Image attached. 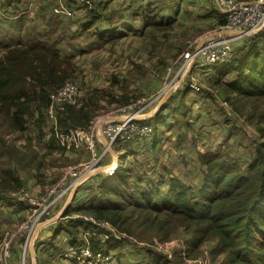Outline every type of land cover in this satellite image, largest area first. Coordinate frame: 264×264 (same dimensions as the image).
I'll list each match as a JSON object with an SVG mask.
<instances>
[{
	"label": "rangeland",
	"instance_id": "rangeland-1",
	"mask_svg": "<svg viewBox=\"0 0 264 264\" xmlns=\"http://www.w3.org/2000/svg\"><path fill=\"white\" fill-rule=\"evenodd\" d=\"M39 1L50 3L47 7L50 10L47 13L50 14L56 13L52 10L55 4L70 2L37 0L36 4ZM121 2L122 0H116L117 10L113 7L110 14L105 16L110 26L126 20L122 19V15L119 17V14L126 15L123 8L125 4ZM150 5L158 7L157 14L151 17V9L145 6V17L148 20L140 28L121 26L120 31L124 35L117 39L111 38L116 35L115 31L111 37L106 36L107 40L92 37V54L88 55V52L87 57L82 56L86 59L81 62L85 63L81 65L82 70L77 61V73L74 72L67 79L74 81L79 87V103L87 100L88 105L87 116L80 112V106L68 105L71 113L79 117V122L85 127L71 129L88 130L97 126L101 120L114 121L117 117H123L126 114L125 107L142 97L140 100L146 106L144 113L138 115L149 118L136 122L152 127V134L141 141L143 144L133 146L130 143L120 144L118 141L109 146L100 164L95 166L99 170L94 171L75 189L71 184L87 171L84 164L88 162L89 153L84 147L77 149L74 145L67 149L61 148L55 140L46 114L53 92L48 96L47 106L35 110L26 119L24 130L15 132L9 122L1 121V132L15 152L10 159L5 156L0 158V190L11 189L10 198L17 200L19 194H15L20 189L28 198L19 201L26 206L23 211L20 205L11 208L7 202L0 200V253L4 245L9 246L7 255L4 256V250L0 256V264H93L94 262H88L87 256L81 254L83 247L78 244L83 237L88 242L96 234L84 232V226H81L79 230L83 232V237L79 243H73L65 232L61 236H58L60 232L56 233L59 228L68 225L71 219L81 223L88 222L86 219L91 216L85 212H73L70 208L72 210L67 213L70 215H66V210L72 204L74 207L87 205L90 196L96 192L97 185L104 178V167L113 158L126 156L124 163L137 174L133 176L141 177L146 182L155 181L159 176L164 180L175 176L195 190L201 181L199 171L196 170L197 167H202L198 160L199 154L227 153L243 168L253 158L256 145L264 143V119L258 117L249 104L243 106L246 101H236L235 95L225 101V85L236 77V73L228 72L221 76L219 65H198L191 70H186L184 66L182 54L192 52L205 36L214 34L225 20L217 1L150 0ZM29 7L30 5L27 8L23 6L19 12L29 15ZM16 15L17 12L14 15L0 12V27L3 30L13 29V20L19 17ZM55 18V21H59L58 15ZM131 21L134 24V15ZM25 27L32 32L34 26L25 24ZM241 38L232 43V52L238 49ZM247 39L243 47L250 45V38L248 41ZM254 41L257 49L264 53V38L255 37ZM163 105L166 108L162 113L160 111ZM65 106L55 108L57 121ZM217 126L227 127L228 140L214 132ZM96 143L99 153L108 145L100 137L96 139ZM238 146L241 147L240 152L235 150ZM81 148L88 154L84 161L81 157L77 158ZM81 164V168L75 169ZM202 170L203 167L201 173ZM61 191H64L62 195L53 201L54 193ZM117 196L114 194L112 199H117ZM47 225L49 226L46 227ZM44 227L45 234L41 233ZM98 227L104 229L100 235L104 239L106 232L112 230L104 223H100ZM30 231L34 232L28 245L25 242ZM159 234H152L155 237L151 243L129 236L123 243L131 253L134 247L146 246L155 252L166 254L169 259L182 257L187 264L205 258L209 259L210 264H228L226 254L221 252L215 239L205 240L195 251L189 253L185 243L192 241V235L184 229L176 228L165 238ZM141 235L144 237V234ZM70 245L77 250H71ZM138 252L145 254L144 250ZM112 253L109 252L108 256L112 259L109 258L107 264H114ZM146 260L147 258L144 261L141 259L142 264H146ZM99 262L97 264H101ZM127 264H133V259H129Z\"/></svg>",
	"mask_w": 264,
	"mask_h": 264
},
{
	"label": "trees",
	"instance_id": "trees-1",
	"mask_svg": "<svg viewBox=\"0 0 264 264\" xmlns=\"http://www.w3.org/2000/svg\"><path fill=\"white\" fill-rule=\"evenodd\" d=\"M224 23L225 20L221 25ZM255 37L264 38V29L242 37L238 49L218 69H221V76L228 72L237 74L225 85V101L235 95L236 101H246L243 106L249 104L253 112L264 119V53L257 49ZM249 38L250 45L243 47L245 39L248 41ZM73 73L71 59L60 58L54 48L37 43L5 47V53L0 55V123L2 120L9 122L15 132L24 130L26 119L35 110L46 107L49 94ZM69 106L66 105L59 114V130L85 128ZM78 106L83 116H87V100ZM165 108L163 105L160 112ZM141 141L128 144L140 145L144 143ZM14 152L0 129V158L10 159ZM126 158L119 157L120 166L113 176L103 175L87 205L74 207L72 204L66 210V215L73 209V212L82 211L107 223L112 230L106 232L105 239L100 236L104 229L99 225L81 223L70 216H67L71 219L68 225L59 228L56 234L63 231L73 243H79L83 237L79 227L84 226V232L96 236L88 242L83 237L78 245L88 244L93 254L109 255L112 251L114 264H127L129 259H133V264H142L146 258V264H187L182 257L169 259L166 254L146 246L134 247L131 253L123 243L128 236L151 243L159 233L165 238L170 231L182 228L192 235V241L185 243L189 253L212 238L226 254L228 264H264V143L256 145L254 156L244 164V169L227 153L199 154L203 176L195 190L175 176L165 180L159 176L157 180L147 182L135 177L133 175L137 174L124 163ZM130 189L133 190L127 192ZM114 194L118 195L117 199H112ZM11 195V189L0 190L2 202H7L11 208L20 205L22 211L26 209L24 203L10 198ZM72 245L71 250H75ZM140 250L145 254L138 252Z\"/></svg>",
	"mask_w": 264,
	"mask_h": 264
},
{
	"label": "built area",
	"instance_id": "built-area-1",
	"mask_svg": "<svg viewBox=\"0 0 264 264\" xmlns=\"http://www.w3.org/2000/svg\"><path fill=\"white\" fill-rule=\"evenodd\" d=\"M216 1L219 9L225 16V23L217 27V31L214 34L205 36L192 52L182 54L186 70L196 68L198 65L215 66L224 64L232 53L233 42L240 37L256 34L264 27V0ZM140 98L131 101L124 109L126 114L123 117L115 118L114 121L101 120L97 126H93L88 130L67 129L61 131L58 127L55 108L61 105H80V89L74 81L66 80L60 87L53 91L46 114L48 121L50 120L51 122V132L55 140H57L61 148L67 149L74 145L77 149L84 147L89 153L88 162L84 164L87 171L71 184L73 188L77 189L94 171L99 170V167L95 169V166L100 164L109 146L116 144L118 141H120V144L140 141L152 134L151 126L136 122V118L140 117L138 114H143L146 106ZM99 137L108 143L101 153L98 152L96 143V139ZM82 166L83 164L77 166L75 169L81 168ZM118 168L119 159L116 157L112 159L108 166L104 167V176H113ZM55 190L52 192H55ZM63 192L61 191L58 194L54 193L53 201L62 195ZM17 194H19L17 197L18 201H23L28 198L27 194L21 190L15 196ZM86 221L97 225L103 223L93 217L87 218ZM104 224L108 225L107 223ZM33 232L31 233L30 231L28 239L25 242L28 245L29 240L33 237ZM7 249L9 250V246L4 245L0 256L4 250V256H6ZM81 254L87 256L89 259L88 262H94L93 264H97L99 261H101V264H107L110 258L108 255L102 256L99 253H91L89 245L83 247ZM193 264H210V261L208 258H205L197 262L196 259Z\"/></svg>",
	"mask_w": 264,
	"mask_h": 264
},
{
	"label": "crops",
	"instance_id": "crops-1",
	"mask_svg": "<svg viewBox=\"0 0 264 264\" xmlns=\"http://www.w3.org/2000/svg\"><path fill=\"white\" fill-rule=\"evenodd\" d=\"M69 1V3L61 1L59 5L55 4L54 9L52 7V10L56 13L50 14L47 13L50 11L47 9L50 3L46 4V1H43L42 3L39 1L38 4H36L37 0H0V12L9 14L10 12L15 11L17 12L16 16H19L18 19L13 20V29L3 30L0 27V30H2L0 32V55L5 53V47L11 48L20 45L29 46L32 43H37L44 47L54 48L60 58H70L74 64V72L77 73L75 71V65H79V68L82 70L81 65L85 64L81 63L86 60L82 58V56L87 57L88 52V55L92 54V50H90L93 43L92 37H103L104 40H107L108 38H106V36L111 37V35H113L112 32L115 31V33L117 32L116 35L111 38H120L124 35L120 31L121 26L140 28L145 24L148 19L145 17L147 11L145 6L151 9L149 11L151 17L157 14L158 10L156 5L149 6L150 0H122L121 4H125L123 8L126 10V15L119 14V17L122 15V19L126 18V20H122L121 22L110 26V23L105 19V16L110 14L113 7L117 10L116 0ZM27 5H30L29 9L31 14L23 15L19 10L23 6L24 8H27ZM56 15L59 16V21H55L57 19L55 18ZM133 15L134 24L133 21H131ZM128 16H130V18H128ZM130 21V25L127 26ZM25 24L34 26L32 32L28 31L29 28H26ZM77 61L79 62L78 65L76 64ZM89 85H91V82ZM214 132H218L219 136H223V139L227 138L228 140V137H226V126L221 128L217 126V128H214ZM166 134L167 132H165V135ZM186 146L188 148L189 144L187 143ZM235 150L240 152L239 150H241V147L238 146ZM79 157L82 158V161L88 157L84 148H81L79 153H77V158L79 159ZM201 169L202 167L196 168V170L199 171L200 177H202ZM199 186L200 183L198 184V187ZM48 226L49 225L46 227ZM46 227H44V230L41 233H46ZM51 230L53 229L51 228ZM62 234H64L63 231H61L58 236H61Z\"/></svg>",
	"mask_w": 264,
	"mask_h": 264
},
{
	"label": "water",
	"instance_id": "water-1",
	"mask_svg": "<svg viewBox=\"0 0 264 264\" xmlns=\"http://www.w3.org/2000/svg\"><path fill=\"white\" fill-rule=\"evenodd\" d=\"M261 30V29H260ZM147 118H149V116L148 117H139V118H136V121H144V120H146Z\"/></svg>",
	"mask_w": 264,
	"mask_h": 264
}]
</instances>
